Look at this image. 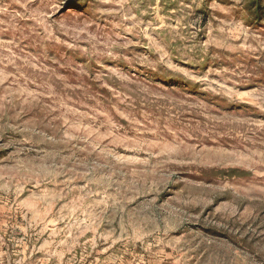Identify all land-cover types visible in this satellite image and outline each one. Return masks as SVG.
Wrapping results in <instances>:
<instances>
[{"label": "rangeland", "instance_id": "rangeland-1", "mask_svg": "<svg viewBox=\"0 0 264 264\" xmlns=\"http://www.w3.org/2000/svg\"><path fill=\"white\" fill-rule=\"evenodd\" d=\"M0 264H264V0H0Z\"/></svg>", "mask_w": 264, "mask_h": 264}]
</instances>
